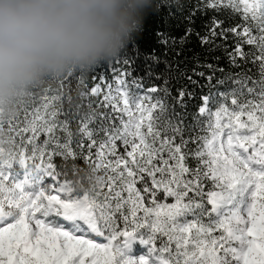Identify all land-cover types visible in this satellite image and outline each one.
<instances>
[{
    "label": "snow or ice",
    "instance_id": "1",
    "mask_svg": "<svg viewBox=\"0 0 264 264\" xmlns=\"http://www.w3.org/2000/svg\"><path fill=\"white\" fill-rule=\"evenodd\" d=\"M97 67L0 114V264H264V0H157Z\"/></svg>",
    "mask_w": 264,
    "mask_h": 264
},
{
    "label": "clouds",
    "instance_id": "2",
    "mask_svg": "<svg viewBox=\"0 0 264 264\" xmlns=\"http://www.w3.org/2000/svg\"><path fill=\"white\" fill-rule=\"evenodd\" d=\"M157 0H0V114L31 89L119 56Z\"/></svg>",
    "mask_w": 264,
    "mask_h": 264
},
{
    "label": "trees",
    "instance_id": "3",
    "mask_svg": "<svg viewBox=\"0 0 264 264\" xmlns=\"http://www.w3.org/2000/svg\"><path fill=\"white\" fill-rule=\"evenodd\" d=\"M164 20L167 21V23H161L160 19L158 17H149L147 22H146V26L150 27L153 31H155L156 28H160V29H163L165 31H170L173 35H177V36L180 35V32L176 29V27L173 26L174 22L169 21V19L166 15L164 16ZM149 42L152 43L153 46L157 47L158 52L161 53V56L163 58V49L160 46L155 44V36L154 35L150 37ZM195 51L199 52L200 49L196 48ZM106 63L107 62H105V64ZM249 67H251V65H249ZM93 70L100 71L101 69L96 66V67L92 68L91 70L85 71L89 75V78H90L91 72ZM255 71H256L255 68H253V74H255ZM49 84H51V87L55 89L58 87L59 81L48 82V83L42 84L41 87L46 88L49 86ZM89 86H91V82L89 83ZM41 87L35 88V89H33V91L35 93H39L41 90ZM65 91H67V89ZM72 95L75 96L74 90L72 92ZM160 95H162V94H160ZM28 102L31 103L32 101L29 100ZM36 103H39V100H37ZM193 103H195V102H193ZM32 167H33L32 162H31V160H29L28 168H23L19 164H13V167L11 169H8L7 171H9L11 173V177H10L11 180H21L24 178L25 172L31 171ZM45 182L46 183L48 182L47 179L45 180ZM140 247L141 246L138 244L134 245V250L140 249Z\"/></svg>",
    "mask_w": 264,
    "mask_h": 264
},
{
    "label": "rangeland",
    "instance_id": "4",
    "mask_svg": "<svg viewBox=\"0 0 264 264\" xmlns=\"http://www.w3.org/2000/svg\"><path fill=\"white\" fill-rule=\"evenodd\" d=\"M145 253H146V249L143 246H141L140 249H137V250H134V247H133V252H132L133 255H137L138 256L140 254H145Z\"/></svg>",
    "mask_w": 264,
    "mask_h": 264
}]
</instances>
